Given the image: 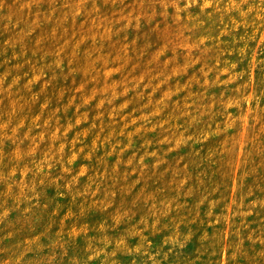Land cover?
Returning <instances> with one entry per match:
<instances>
[{
  "label": "rangeland",
  "instance_id": "rangeland-1",
  "mask_svg": "<svg viewBox=\"0 0 264 264\" xmlns=\"http://www.w3.org/2000/svg\"><path fill=\"white\" fill-rule=\"evenodd\" d=\"M0 264H264V0H0Z\"/></svg>",
  "mask_w": 264,
  "mask_h": 264
}]
</instances>
